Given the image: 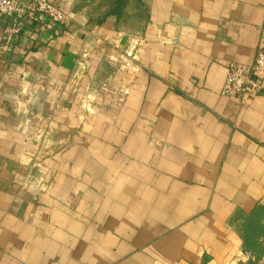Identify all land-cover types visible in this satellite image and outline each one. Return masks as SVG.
Here are the masks:
<instances>
[{
    "label": "crops",
    "instance_id": "1",
    "mask_svg": "<svg viewBox=\"0 0 264 264\" xmlns=\"http://www.w3.org/2000/svg\"><path fill=\"white\" fill-rule=\"evenodd\" d=\"M58 2L34 47L0 30V264H264V93L223 95L264 0Z\"/></svg>",
    "mask_w": 264,
    "mask_h": 264
},
{
    "label": "built area",
    "instance_id": "2",
    "mask_svg": "<svg viewBox=\"0 0 264 264\" xmlns=\"http://www.w3.org/2000/svg\"><path fill=\"white\" fill-rule=\"evenodd\" d=\"M71 21L58 0H0L1 43L7 51L21 45L34 47L43 34L56 33ZM263 93L264 46L250 68L229 65L223 95L245 104Z\"/></svg>",
    "mask_w": 264,
    "mask_h": 264
},
{
    "label": "trees",
    "instance_id": "3",
    "mask_svg": "<svg viewBox=\"0 0 264 264\" xmlns=\"http://www.w3.org/2000/svg\"><path fill=\"white\" fill-rule=\"evenodd\" d=\"M126 0H116V6L118 8H123ZM264 216V209L257 208L249 217V224L246 226L244 231L245 244L244 248L246 251L255 252L257 248L254 242V231L256 232L257 227H260L259 220ZM259 225V226H258Z\"/></svg>",
    "mask_w": 264,
    "mask_h": 264
}]
</instances>
